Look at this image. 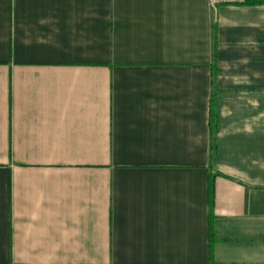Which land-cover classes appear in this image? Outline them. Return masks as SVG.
Returning a JSON list of instances; mask_svg holds the SVG:
<instances>
[{"label":"crops","instance_id":"0c3cea01","mask_svg":"<svg viewBox=\"0 0 264 264\" xmlns=\"http://www.w3.org/2000/svg\"><path fill=\"white\" fill-rule=\"evenodd\" d=\"M229 1L0 0V264H211L210 175L215 264H264V4Z\"/></svg>","mask_w":264,"mask_h":264},{"label":"trees","instance_id":"16d2710c","mask_svg":"<svg viewBox=\"0 0 264 264\" xmlns=\"http://www.w3.org/2000/svg\"><path fill=\"white\" fill-rule=\"evenodd\" d=\"M229 4H237V5H260L264 4V0H233L226 2ZM215 32H216V25H215ZM217 73L216 64L213 65V80H215ZM210 126H211V138H212V158H216L217 156V143H216V134L218 130V115H217V101L216 97L213 96L211 100V111H210ZM215 182H216V175H210L209 177V236H210V259L211 264H215L214 261V251H215V244L217 242V234H216V216H215Z\"/></svg>","mask_w":264,"mask_h":264}]
</instances>
